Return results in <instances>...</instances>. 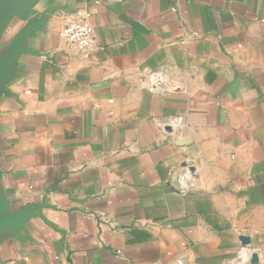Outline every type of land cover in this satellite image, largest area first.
Wrapping results in <instances>:
<instances>
[{
	"label": "crops",
	"instance_id": "1",
	"mask_svg": "<svg viewBox=\"0 0 264 264\" xmlns=\"http://www.w3.org/2000/svg\"><path fill=\"white\" fill-rule=\"evenodd\" d=\"M80 9L88 52L59 37ZM15 40L0 264H264V0H39L0 61Z\"/></svg>",
	"mask_w": 264,
	"mask_h": 264
},
{
	"label": "built area",
	"instance_id": "2",
	"mask_svg": "<svg viewBox=\"0 0 264 264\" xmlns=\"http://www.w3.org/2000/svg\"><path fill=\"white\" fill-rule=\"evenodd\" d=\"M66 45L76 52H88L92 50L95 45V34L89 22V14L84 9L75 11L69 14L64 19V26L59 33ZM160 76L157 74H150L149 80L153 89L157 87ZM195 170L192 166L184 165L180 169L177 178V185L180 192L184 193L193 187V179L195 177ZM255 253L250 248L242 247L239 250V259L243 263L253 262ZM181 264V262H178Z\"/></svg>",
	"mask_w": 264,
	"mask_h": 264
},
{
	"label": "water",
	"instance_id": "3",
	"mask_svg": "<svg viewBox=\"0 0 264 264\" xmlns=\"http://www.w3.org/2000/svg\"><path fill=\"white\" fill-rule=\"evenodd\" d=\"M38 1L39 0H0V39L10 22L15 17L25 16L29 9ZM18 51V40H15L9 52L0 61V78L6 73V66L9 64L13 54ZM189 143L190 140L188 138H176L174 141L176 147L185 146ZM18 219L17 216L13 215L0 216V226L6 224L10 220ZM245 241L247 240L244 239L243 242Z\"/></svg>",
	"mask_w": 264,
	"mask_h": 264
}]
</instances>
